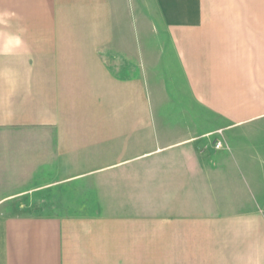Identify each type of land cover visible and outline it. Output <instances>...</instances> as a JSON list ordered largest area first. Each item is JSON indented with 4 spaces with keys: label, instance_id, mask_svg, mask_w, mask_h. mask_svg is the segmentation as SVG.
<instances>
[{
    "label": "crops",
    "instance_id": "crops-1",
    "mask_svg": "<svg viewBox=\"0 0 264 264\" xmlns=\"http://www.w3.org/2000/svg\"><path fill=\"white\" fill-rule=\"evenodd\" d=\"M256 125L264 0H0V264H264Z\"/></svg>",
    "mask_w": 264,
    "mask_h": 264
},
{
    "label": "rangeland",
    "instance_id": "rangeland-1",
    "mask_svg": "<svg viewBox=\"0 0 264 264\" xmlns=\"http://www.w3.org/2000/svg\"><path fill=\"white\" fill-rule=\"evenodd\" d=\"M257 126H252L250 131L244 132L240 138L245 146L243 151L245 157L242 159L243 173L250 195L254 200H257V195H264V125ZM39 194L49 195V199L55 197L56 200L53 205L43 207L42 210L45 211V214L85 215L93 212L94 203L91 194L88 191L83 192L80 187L71 189L64 184L57 185L51 191L41 190L36 194L33 193V200ZM27 204H31L30 200ZM25 210L27 211L29 208ZM27 213L29 212L27 211ZM4 215L9 214L4 213Z\"/></svg>",
    "mask_w": 264,
    "mask_h": 264
},
{
    "label": "built area",
    "instance_id": "built-area-1",
    "mask_svg": "<svg viewBox=\"0 0 264 264\" xmlns=\"http://www.w3.org/2000/svg\"><path fill=\"white\" fill-rule=\"evenodd\" d=\"M223 146V141L222 140H216L215 143H214V147L215 148H220Z\"/></svg>",
    "mask_w": 264,
    "mask_h": 264
}]
</instances>
